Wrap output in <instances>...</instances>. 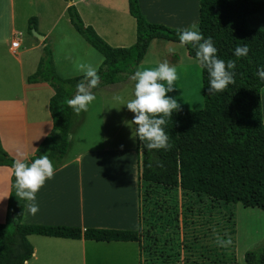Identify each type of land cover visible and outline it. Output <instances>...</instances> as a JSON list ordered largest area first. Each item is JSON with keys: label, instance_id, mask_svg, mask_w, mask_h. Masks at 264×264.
I'll return each mask as SVG.
<instances>
[{"label": "crops", "instance_id": "crops-1", "mask_svg": "<svg viewBox=\"0 0 264 264\" xmlns=\"http://www.w3.org/2000/svg\"><path fill=\"white\" fill-rule=\"evenodd\" d=\"M138 1L142 14L149 22L176 29L187 28L193 22L198 23L199 0ZM70 3L76 6L83 22L91 25L110 45L129 46L135 42L136 22L129 13L127 0H0V142L14 159L24 158L28 162L53 126L49 111L53 88L45 81H27L28 75L37 69L43 40L46 38L49 43L55 40L59 44L62 50L60 62L56 59L53 47L51 50L56 73L64 79L84 75L78 70L80 64H91L99 68L105 59L72 24L68 14ZM167 5L171 10H168ZM258 12L247 17L248 27L252 15ZM31 17L36 18L35 29L43 36L42 39L28 30ZM15 40L19 43L17 47L12 46ZM155 41L153 39L150 42L137 69L148 64L149 68L155 67L154 59H147ZM182 51L181 60H185L184 63L177 55L169 63L176 67L178 76H183L186 70L182 64L195 68L198 64V60L188 54L185 45ZM179 65L182 66L177 68ZM128 80L135 83L130 76L108 85H118ZM102 87L93 91L96 99L86 112L76 114L71 108L67 153L61 166L54 170L53 178L46 180L36 194L39 212L35 216L28 212V202L25 201L22 223L76 226L82 229L137 230L140 227L137 141L132 152L124 144H118V133L107 134L104 144H82L89 137L81 129L88 118L97 112L90 111L102 107L95 103L98 102L97 93ZM176 88L181 86L178 84ZM263 90L264 87L261 92ZM79 131L83 136L79 135ZM109 154H126L130 157V163L125 166L122 164L124 170L119 171L116 165L110 166L117 164V160L110 159V165L103 163V158ZM12 173L10 166H0V222L6 219ZM26 237L35 252V257L32 254L27 259L30 264H141V248L136 241L94 240L35 233Z\"/></svg>", "mask_w": 264, "mask_h": 264}, {"label": "trees", "instance_id": "trees-1", "mask_svg": "<svg viewBox=\"0 0 264 264\" xmlns=\"http://www.w3.org/2000/svg\"><path fill=\"white\" fill-rule=\"evenodd\" d=\"M70 2L71 0H65ZM129 13L136 22V39L129 46H112L91 25H86L76 6L68 5V14L76 30L104 56L98 68V87L121 82L132 76L143 60L153 39L180 42L178 29L146 20L138 0H127ZM264 10L262 0H199L198 27L205 39L211 37L217 55L236 63L235 83L223 92L208 94L209 74L201 68L203 107L181 109L173 113L165 126L172 147L149 151L138 137V187L153 183L164 188L206 195L225 203L240 202L245 207L264 211V122L261 90L264 80L256 75L264 66V28H250L247 17ZM36 27L31 17L28 30ZM247 45V56L237 57V46ZM197 60V48L185 45ZM84 75L61 78L55 70L48 39L43 40L37 69L27 81L47 82L54 90L49 99L53 126L26 163L47 154L54 170L67 153L70 136L72 98ZM0 142V166L14 162ZM16 178L12 173V190L6 219L0 222V264H23L34 247L27 239L31 233L94 240L136 241L140 245L141 226L137 230L85 228L64 225L26 224L21 222L25 200L16 196ZM141 220V214H140ZM141 248V247H140ZM247 264H264V242L257 250L244 255Z\"/></svg>", "mask_w": 264, "mask_h": 264}, {"label": "rangeland", "instance_id": "rangeland-1", "mask_svg": "<svg viewBox=\"0 0 264 264\" xmlns=\"http://www.w3.org/2000/svg\"><path fill=\"white\" fill-rule=\"evenodd\" d=\"M167 8L171 10L169 5ZM249 26L264 28V11L252 15ZM50 44L56 53L57 61L60 62L62 50L59 44L55 40ZM182 48L184 45L180 43L156 39L147 59H154L155 67L165 60L170 63L174 55L179 56L181 60ZM181 61L184 63L185 60ZM197 63V68L182 64L186 68L183 76H178L175 90L167 93L177 99L181 109H200L204 105L201 68L199 62ZM142 68H149V64ZM135 83L128 80L122 84H107V87L101 88L97 93L98 102L95 103H98V107L101 104L102 107L90 111L97 112L88 118L81 129L84 135L89 137L83 141V145L104 144L103 140L107 134L118 133V144H124L132 152L136 145V125L131 123L134 113L113 97L119 95L125 102L133 99ZM178 84L181 88H176ZM261 93L264 122V90ZM79 135L83 136L81 132ZM109 155L103 158V163L110 165V159H115L117 164L110 166L116 165L119 171L124 170L122 164L125 166L130 163V157L126 154ZM140 214L141 264H247L245 253L257 250L264 242V211L260 208L245 207L240 202L225 203L206 195L183 192L180 188L141 183ZM217 235L223 239L231 237L232 244L228 247L219 246L216 243Z\"/></svg>", "mask_w": 264, "mask_h": 264}, {"label": "clouds", "instance_id": "clouds-1", "mask_svg": "<svg viewBox=\"0 0 264 264\" xmlns=\"http://www.w3.org/2000/svg\"><path fill=\"white\" fill-rule=\"evenodd\" d=\"M177 31L182 46L192 44L197 48L199 65L209 74L208 94L223 92L230 84L235 83V72L232 71L236 68L235 61L220 59L212 38L205 39L197 23L193 22L189 27ZM248 52L247 45L237 46L234 50L237 57L247 56ZM78 70L83 72L84 78L76 85L74 96L66 101L76 114L88 110V106L96 99L93 89L98 87L101 80L98 68L91 64H80ZM256 75L264 80V66L258 69ZM131 79L136 82L134 98L125 102L123 97L117 95L113 99L126 105L127 109L134 113L131 123L136 125L135 135L144 143V147L149 151L170 149L172 145L165 132V126L173 113L181 110L177 99L167 95L175 90V82L178 79L176 67L165 60L154 68H138ZM12 167L16 178V196L28 202L27 210L35 216L39 212L36 194L46 180L53 178V163L45 154L30 164L26 163L24 158H17ZM216 243L221 247H228L232 244V239H223L217 235ZM23 264L30 262L25 260Z\"/></svg>", "mask_w": 264, "mask_h": 264}, {"label": "water", "instance_id": "water-1", "mask_svg": "<svg viewBox=\"0 0 264 264\" xmlns=\"http://www.w3.org/2000/svg\"><path fill=\"white\" fill-rule=\"evenodd\" d=\"M31 32H32V34H33L35 37H37V38H39V39H42V38H43V36H42L41 34H39V33L36 31L35 28H32V29H31Z\"/></svg>", "mask_w": 264, "mask_h": 264}, {"label": "built area", "instance_id": "built-area-1", "mask_svg": "<svg viewBox=\"0 0 264 264\" xmlns=\"http://www.w3.org/2000/svg\"><path fill=\"white\" fill-rule=\"evenodd\" d=\"M18 44H19V43H18V41H17V40H15V41H13V42H12V46H13V47H17V46H18Z\"/></svg>", "mask_w": 264, "mask_h": 264}]
</instances>
